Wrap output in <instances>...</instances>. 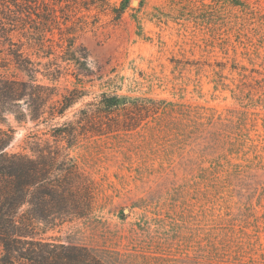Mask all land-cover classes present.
<instances>
[{
    "label": "rangeland",
    "instance_id": "obj_1",
    "mask_svg": "<svg viewBox=\"0 0 264 264\" xmlns=\"http://www.w3.org/2000/svg\"><path fill=\"white\" fill-rule=\"evenodd\" d=\"M238 1L131 0L121 18L80 14L77 45L94 72L60 82L79 98L58 122L103 93L147 112L128 107L105 120L116 131L72 149L94 212L49 235L105 264H264V0ZM11 125L12 151L44 128Z\"/></svg>",
    "mask_w": 264,
    "mask_h": 264
},
{
    "label": "trees",
    "instance_id": "obj_2",
    "mask_svg": "<svg viewBox=\"0 0 264 264\" xmlns=\"http://www.w3.org/2000/svg\"><path fill=\"white\" fill-rule=\"evenodd\" d=\"M130 2L0 0V69L11 71L0 72V264H105L88 247L49 235L94 212V184L72 149L89 134L116 131L105 123L116 113L147 110L139 109L138 99L103 93L77 120L59 123L79 97L77 90L61 93L58 85L94 72L88 49L77 45L84 29L80 14L121 18ZM11 119L19 127L44 128L29 132L12 151L17 130ZM136 122L121 128L132 130Z\"/></svg>",
    "mask_w": 264,
    "mask_h": 264
}]
</instances>
